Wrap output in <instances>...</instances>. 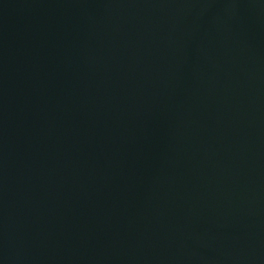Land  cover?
Here are the masks:
<instances>
[{
  "label": "water",
  "instance_id": "obj_1",
  "mask_svg": "<svg viewBox=\"0 0 264 264\" xmlns=\"http://www.w3.org/2000/svg\"><path fill=\"white\" fill-rule=\"evenodd\" d=\"M0 264H264V0H0Z\"/></svg>",
  "mask_w": 264,
  "mask_h": 264
}]
</instances>
